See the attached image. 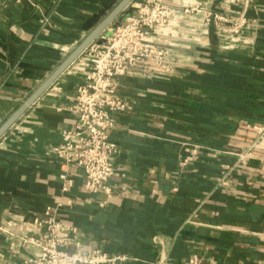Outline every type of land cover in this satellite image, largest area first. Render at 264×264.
I'll return each mask as SVG.
<instances>
[{
	"label": "crops",
	"instance_id": "obj_1",
	"mask_svg": "<svg viewBox=\"0 0 264 264\" xmlns=\"http://www.w3.org/2000/svg\"><path fill=\"white\" fill-rule=\"evenodd\" d=\"M120 1H4L0 126ZM166 2L175 17L149 38L173 70L142 65L117 79L132 107L111 130L119 145L111 194L88 191L83 170L51 152L75 126L83 53L0 137V264L37 252L18 236L40 233L35 219L58 204L59 220L74 229L59 230L70 252L128 257L114 264H189L193 256L264 264V0ZM194 7L247 23L226 31L186 11ZM196 146L199 155L180 164Z\"/></svg>",
	"mask_w": 264,
	"mask_h": 264
},
{
	"label": "built area",
	"instance_id": "obj_2",
	"mask_svg": "<svg viewBox=\"0 0 264 264\" xmlns=\"http://www.w3.org/2000/svg\"><path fill=\"white\" fill-rule=\"evenodd\" d=\"M4 1L0 0V8ZM222 1L239 3L243 0ZM186 11L202 12L204 23L216 24L226 31L238 32L247 23L245 16L234 20L211 9L194 7ZM174 17L175 9L166 0H137L133 11L121 23L111 27L107 35L92 42L83 52L89 66L70 107L75 115V126L63 131L62 143L51 152L64 165H77L83 170L84 185L90 192H112L109 181L116 173L119 145L112 139L111 130L117 125L120 113L132 107L119 92L117 79L142 65L164 72L173 70L167 51L149 37L155 28L167 25ZM199 153L200 148L194 147L180 164L186 165ZM244 156L245 153L240 155ZM61 176L66 178V174ZM64 189L67 190V186ZM59 206L61 204L49 205L44 217L35 219L42 228L40 233L18 236L22 246L38 249L19 264H114L128 259L126 255H110L100 248L66 250L67 238L61 236L59 230L74 229L59 220ZM189 264H200L199 258L193 256Z\"/></svg>",
	"mask_w": 264,
	"mask_h": 264
},
{
	"label": "water",
	"instance_id": "obj_3",
	"mask_svg": "<svg viewBox=\"0 0 264 264\" xmlns=\"http://www.w3.org/2000/svg\"><path fill=\"white\" fill-rule=\"evenodd\" d=\"M134 0H121L106 17L79 43V45L62 61V63L35 89L29 97L2 123L0 126V137L34 104V102L54 83V81L87 49L97 40L114 20ZM107 33L103 35H107Z\"/></svg>",
	"mask_w": 264,
	"mask_h": 264
},
{
	"label": "rangeland",
	"instance_id": "obj_4",
	"mask_svg": "<svg viewBox=\"0 0 264 264\" xmlns=\"http://www.w3.org/2000/svg\"><path fill=\"white\" fill-rule=\"evenodd\" d=\"M135 3L137 2V0L136 1H134ZM133 7V6H132ZM131 6L128 8V11L129 12H132V10H133V8H132ZM119 19H121V18H119ZM122 20V19H121ZM120 20V22L119 23H121L122 21ZM118 23L116 22L112 27H114V26H116Z\"/></svg>",
	"mask_w": 264,
	"mask_h": 264
}]
</instances>
